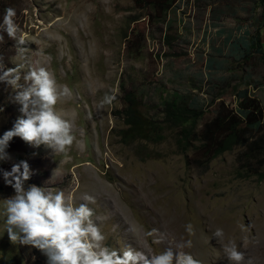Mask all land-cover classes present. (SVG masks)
<instances>
[{
	"label": "rangeland",
	"instance_id": "obj_1",
	"mask_svg": "<svg viewBox=\"0 0 264 264\" xmlns=\"http://www.w3.org/2000/svg\"><path fill=\"white\" fill-rule=\"evenodd\" d=\"M261 5V0H172L164 14L153 0H0V14L6 7L15 10L26 57L71 89L55 107L72 120L75 136L56 154L20 138L10 141V159L0 169L25 160L33 171L26 185L63 189L74 203L84 193L93 195L92 219L111 247L155 254L190 239L192 247L183 250L201 264H229L212 237L220 227L225 240L233 239L244 252L240 264L249 259L264 264V174L258 161L264 154L236 146L208 161L197 135L224 104L238 114L245 88L258 109L239 115L264 128ZM238 22L247 27L239 31ZM257 32L261 50L235 54L241 44L232 43L239 35L250 40ZM0 36V60L14 66L16 41ZM0 86L12 100L10 86ZM127 91L158 126L150 138L124 137ZM106 92L113 99L101 105ZM172 98L196 101L201 115L189 134L182 128L190 121L174 125L166 117L165 101ZM14 104L7 114L0 111V133L8 115L13 122L20 115ZM0 185V201L14 194L2 178ZM188 222L190 236L184 231ZM151 229L157 231L148 235ZM0 264H45V257L11 242L0 220Z\"/></svg>",
	"mask_w": 264,
	"mask_h": 264
},
{
	"label": "clouds",
	"instance_id": "obj_2",
	"mask_svg": "<svg viewBox=\"0 0 264 264\" xmlns=\"http://www.w3.org/2000/svg\"><path fill=\"white\" fill-rule=\"evenodd\" d=\"M14 16L13 8L3 10L0 33L16 41L19 62L6 67L0 60V83L13 90L12 101L19 105L20 115L11 128L0 133V162L10 159L6 149L13 137L34 147L44 145L54 154L65 152L75 140L72 120L55 107L61 98L71 95V89L58 83L46 67L26 57L25 38L18 35L20 29ZM112 99L111 92H106L100 104H108ZM32 174L25 160L13 163L9 170L0 169L4 184L14 190V194L0 201V220L11 242L37 249L45 257V264H201L190 251L183 250L192 247L190 239L169 244L155 254L139 247L117 249L107 245L104 233L92 219L89 204L95 200L93 195L84 193L82 202L74 203L73 196L63 189L53 191L45 184L26 185ZM156 231L151 229L147 234ZM184 231L191 235L190 222L185 223ZM163 236L160 233L158 239ZM212 237L220 244L229 264H240L244 252L233 239L225 240L222 228L216 227ZM248 264H252L251 259Z\"/></svg>",
	"mask_w": 264,
	"mask_h": 264
},
{
	"label": "trees",
	"instance_id": "obj_3",
	"mask_svg": "<svg viewBox=\"0 0 264 264\" xmlns=\"http://www.w3.org/2000/svg\"><path fill=\"white\" fill-rule=\"evenodd\" d=\"M261 4L262 15L264 16V0H261ZM153 6L155 9L160 8L165 14L166 11L171 8L172 0H153ZM233 43L232 47L241 44L240 40ZM253 48L258 51L262 48L259 32H257L252 39H246L239 47L240 51L244 49L247 54H249L248 52H251ZM243 53L244 52H242V55ZM9 90L11 89L9 88ZM8 95L9 93L6 92V88L0 86V109L5 110V114L8 113L6 111H9L11 106L15 105ZM239 98L238 114L232 112V110L228 109L223 103L224 105L217 111L215 116L205 121L199 133H197V135L201 137L205 153L208 154V161L236 146H242L254 152L260 151L264 154V128L259 130L258 123L251 120L245 121L239 115L241 114V116L245 118L248 116L250 110H257V99L250 96L246 88L240 92ZM137 99L133 91H127L124 95L125 102L123 113L125 115V122L128 125L124 130V137L128 139L140 136L150 138L151 135L154 134L153 132L158 130V126L153 119L144 117L140 113ZM164 110L166 117L174 125H181L186 121H190L188 127L182 128V130L188 134L193 130L197 119L201 115L195 100L186 103L183 100L180 101L172 98L165 101ZM8 122L3 124L4 129L12 127L13 121L12 118L9 119V115ZM17 140H19V137H13L11 141L16 142ZM258 161H260L259 166H263L261 167L263 168L261 172L264 174V155L258 156ZM2 166L3 163L0 162V168ZM2 189L3 185H0V190Z\"/></svg>",
	"mask_w": 264,
	"mask_h": 264
},
{
	"label": "crops",
	"instance_id": "obj_4",
	"mask_svg": "<svg viewBox=\"0 0 264 264\" xmlns=\"http://www.w3.org/2000/svg\"><path fill=\"white\" fill-rule=\"evenodd\" d=\"M236 27L239 28V31H242L243 28H244V27H247V26H246L244 23H239V22H238V23L236 24ZM246 39H247V38L245 37V34H244V35H239V39H238V40H240L241 44L244 43ZM234 43H235V42H234ZM234 43H233V44H234ZM241 53H242V51H240V49H239L238 51H237V50L235 51V54H237L238 56H240ZM216 67L219 68V69L221 68V62H220L219 60H218V62H217ZM223 67H224V66H223ZM223 67H222V68H223Z\"/></svg>",
	"mask_w": 264,
	"mask_h": 264
},
{
	"label": "bare ground",
	"instance_id": "obj_5",
	"mask_svg": "<svg viewBox=\"0 0 264 264\" xmlns=\"http://www.w3.org/2000/svg\"><path fill=\"white\" fill-rule=\"evenodd\" d=\"M73 95V94H72ZM264 247V246H263ZM263 251V250H262ZM263 259V258H262ZM263 261V260H262Z\"/></svg>",
	"mask_w": 264,
	"mask_h": 264
}]
</instances>
